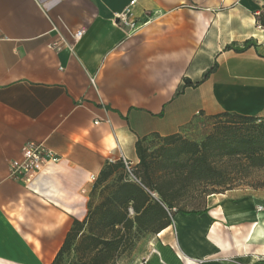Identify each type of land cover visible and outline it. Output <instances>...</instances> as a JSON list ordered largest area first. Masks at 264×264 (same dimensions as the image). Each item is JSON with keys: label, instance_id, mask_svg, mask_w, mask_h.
I'll return each instance as SVG.
<instances>
[{"label": "crops", "instance_id": "crops-1", "mask_svg": "<svg viewBox=\"0 0 264 264\" xmlns=\"http://www.w3.org/2000/svg\"><path fill=\"white\" fill-rule=\"evenodd\" d=\"M130 2L0 0V264H52L105 164H136L140 137L188 135L221 110L264 116V0H137L136 31L115 20ZM29 141L61 159L24 184L9 164ZM235 191L177 212L141 264H264V210Z\"/></svg>", "mask_w": 264, "mask_h": 264}, {"label": "trees", "instance_id": "trees-1", "mask_svg": "<svg viewBox=\"0 0 264 264\" xmlns=\"http://www.w3.org/2000/svg\"><path fill=\"white\" fill-rule=\"evenodd\" d=\"M261 14L256 15L257 19ZM191 85L194 82L184 78L177 94ZM207 116L215 119L214 127L201 141L182 133L153 132L158 145L151 150L146 144L151 134L137 140L136 153L145 181L135 173L141 184L127 177L121 159L108 161L93 190L101 184V191L109 193L98 204L91 198L86 217L74 219L52 264H117L125 246L135 242L142 231L158 234L173 224V217L180 211L208 212L207 207L188 211L178 208L176 194L191 187H201L207 195L224 193L255 172H264L263 115L226 110ZM150 158L162 163L163 170L157 180L151 174ZM111 178L114 180L109 183ZM149 190L160 197L153 196Z\"/></svg>", "mask_w": 264, "mask_h": 264}, {"label": "rangeland", "instance_id": "rangeland-1", "mask_svg": "<svg viewBox=\"0 0 264 264\" xmlns=\"http://www.w3.org/2000/svg\"><path fill=\"white\" fill-rule=\"evenodd\" d=\"M222 112L218 111L217 113ZM215 119L212 118V116H205L203 120H201V124L198 126L196 131H191L190 134L184 135L185 137L192 139V140H198L201 141L210 131H212L214 127ZM193 129V128H192ZM151 134L146 141V144H148L151 147V150H154L158 142L155 140ZM151 163V174L154 177L155 180H157L161 174L162 163L159 162V159H149ZM136 165V172L138 176L145 181L143 176V169L139 165V161L135 164ZM122 175L125 176V172L122 170ZM128 177V176H127ZM115 178V176H113ZM113 178L109 179V183H112L114 180ZM139 178V179H140ZM141 184V183H140ZM100 184L99 187L96 188V190L91 191V198L93 200L94 204L100 203L104 197L109 193V191L102 192ZM144 187V186H143ZM146 188V187H145ZM236 190L235 192L241 195H251L255 196L257 198L255 200V206L257 210L262 211L264 210V172H255L251 176V178L246 179L241 183L238 184L233 188ZM186 190V191H185ZM223 190V189H222ZM232 190V189H231ZM226 191V190H224ZM155 192V191H154ZM156 196L159 198V194L157 192ZM218 194V193H214ZM211 195V194H210ZM202 192L201 187H191L188 189H184L181 193L176 194L175 203L178 208H183L184 210H202L207 207L208 205V199L209 196ZM262 207V209H260ZM133 213V212H131ZM264 234V233H263ZM153 235H156L154 233H150L147 231H142L141 234L138 236V238L133 242L132 244H127L125 246V249L122 251V254L120 255L117 264H141L143 261V258L148 256L150 254V240ZM264 245V241H263ZM264 259V255H260ZM64 264H67L65 262Z\"/></svg>", "mask_w": 264, "mask_h": 264}, {"label": "built area", "instance_id": "built-area-1", "mask_svg": "<svg viewBox=\"0 0 264 264\" xmlns=\"http://www.w3.org/2000/svg\"><path fill=\"white\" fill-rule=\"evenodd\" d=\"M137 0H131L128 8L115 15V20L117 23L123 25L130 31H136L141 27V23L132 18L130 12L131 7L135 5ZM256 13V15H259ZM150 19L143 22L144 24L148 23ZM257 34H255L252 39L257 42L264 41V24L262 19H257L256 23ZM76 39H79L83 35L82 30H77L73 33ZM66 42L63 36H59L58 40L53 43L55 50H62ZM94 83V78L92 79ZM61 156L50 148L45 142L29 141L26 142L21 148V157L19 159H14L10 161L9 168L11 177L15 180L22 182L24 184L32 183L37 176L44 172L47 167L52 164L60 161ZM120 159L125 165V169L128 175V178L137 183H141V180L136 175V165L130 161L126 156L122 155ZM148 190V189H147ZM150 191V190H149ZM153 196H156L155 192L150 191ZM262 209V207H260ZM132 211V210H131ZM230 261H235L233 258H228ZM243 264V263H241Z\"/></svg>", "mask_w": 264, "mask_h": 264}, {"label": "bare ground", "instance_id": "bare-ground-1", "mask_svg": "<svg viewBox=\"0 0 264 264\" xmlns=\"http://www.w3.org/2000/svg\"><path fill=\"white\" fill-rule=\"evenodd\" d=\"M178 218H183V216L181 215V214H178ZM182 220H184V222L186 221L184 218L182 219ZM178 221V220H177ZM188 224H190V223H188ZM184 225H186V222H185V224ZM184 227V226H183Z\"/></svg>", "mask_w": 264, "mask_h": 264}]
</instances>
